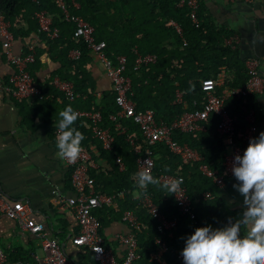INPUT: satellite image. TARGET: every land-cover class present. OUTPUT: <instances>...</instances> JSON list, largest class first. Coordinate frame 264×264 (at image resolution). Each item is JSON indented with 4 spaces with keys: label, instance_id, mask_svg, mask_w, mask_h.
Wrapping results in <instances>:
<instances>
[{
    "label": "trees",
    "instance_id": "16d2710c",
    "mask_svg": "<svg viewBox=\"0 0 264 264\" xmlns=\"http://www.w3.org/2000/svg\"><path fill=\"white\" fill-rule=\"evenodd\" d=\"M74 1L80 6L78 10L73 0H64L68 12L80 15L95 28L94 38L97 42L106 43L105 51L112 62L116 64L120 56L127 58L126 75L132 79V100L139 111L154 110L156 120L160 123L170 125L185 112L201 109L207 100L202 88L204 80L210 78L217 81L225 73L224 84L216 88V95L222 96L226 89L245 88L251 77L247 61L241 57L235 45L229 43L235 33L217 26L202 0H199L198 24L191 20L187 7H179L182 0ZM0 11L11 23V32L15 38L28 36L32 31L39 32L36 13L46 11L53 22L52 30H58L59 35L55 39L45 33L40 35L50 50L59 51V56L64 58L62 62L66 70L61 68L56 71L40 86L45 98L51 97L57 102L60 97L54 86L55 77L72 82L80 97L73 102L63 100V108L71 105L77 112H100L103 127L115 139L113 150L106 151L95 137L90 120L78 117L74 124L85 136L81 144L83 151L92 153V147H96L100 155L98 158L94 155V160L108 163L90 173L95 179L96 192L106 195L125 193V197L118 201L119 211L104 207L94 212L102 224L101 234L104 227L122 221L123 212L131 209L137 212L140 221V230L136 236L141 259L137 264H157L151 261V256L159 249L156 243L158 238H162L168 248L162 259L167 264H183L175 252H182L185 239L194 234L195 229L207 226L223 228L228 224V218L235 221L241 216L243 209L230 210L220 195L221 189L200 170L202 165H206L224 176L227 183L231 181L224 167V154L228 148L217 130L219 119L216 116L203 122L202 131L184 134L177 130L173 135L177 144L188 145L197 151L202 157L201 162H185L164 143L149 148L134 120L120 116L114 88L98 98L92 74V52L84 39L75 37L76 26L66 20L60 4L55 0H39L38 4L29 0H3ZM172 20L182 26V35L176 32ZM72 50L80 52L78 60L70 58ZM147 55H154L156 62L143 64L135 71L138 56ZM34 65L36 69L40 68L39 51ZM29 71L32 73V70ZM262 96L255 93L238 95L230 97L226 102V108L235 120V142L242 148L245 147V132L250 126L247 119L250 113H254L259 131L264 132V111L260 104ZM137 150L140 152L137 153ZM148 150L152 151L155 160L153 176L159 179L161 175L169 174L182 178V184L188 189L194 203L196 218L191 220L182 217L173 194L160 186H148L146 194L155 200L161 213L168 219H180L172 237L159 233L158 223L145 209L139 207V201L134 195L140 191L132 179L137 173V160ZM120 164L124 165V170L120 169ZM85 255L84 260L88 264H96L89 252ZM19 259L28 261L30 257L22 254L10 257L11 262Z\"/></svg>",
    "mask_w": 264,
    "mask_h": 264
},
{
    "label": "built area",
    "instance_id": "2783aa9c",
    "mask_svg": "<svg viewBox=\"0 0 264 264\" xmlns=\"http://www.w3.org/2000/svg\"><path fill=\"white\" fill-rule=\"evenodd\" d=\"M34 4H38L39 0H29ZM62 7L66 20L75 24V37L82 38L88 44L94 57L101 63L106 71L108 78L111 80L115 95L116 104L120 109V116L126 119H132L139 126L144 137L145 144L150 148L158 143H164L176 155L187 163L201 162L200 154L190 148L188 145H179L174 139L175 131H180L184 134H190L202 131L203 122L211 116H216L219 119L217 126L218 132L223 136L224 145L228 151L224 154V167L226 175L229 178H235L231 169L233 160L236 155L243 156L244 151L248 147L249 141L252 138H257L261 133L255 125L254 113H250L248 121L250 126L245 132V147L238 146L235 142V120L229 114L226 108L227 100L232 96H247L249 94L264 95V74L262 66L264 59H253L247 62V67L250 72V79L245 88L226 89L222 96L216 95V88L220 86L219 80L206 79L203 81V91L206 93L207 100L201 109L185 112L175 122L170 125L160 123L156 120L155 111L147 109L139 111L136 103L132 100V79L126 75L127 58L120 56L117 63L112 62L106 54V43L97 42L94 38L95 28L85 21L82 17L71 15L65 5L64 0H55ZM250 1V0H246ZM78 9L79 6L74 3ZM180 8L187 7L190 10V18L193 23L198 24V10L200 8L199 0H182L179 4ZM36 18L39 24V32L45 33L50 38L58 37V30H52L53 22L47 15L46 11L36 13ZM173 27L179 35H182L183 29L180 24L171 21ZM0 36L3 39L2 46L7 55L8 61L17 70L7 81H0V94H5L13 99H45V93L34 82L29 67L36 61L35 50L26 53L22 56H15L12 52L14 35L11 32V23L5 18V15L0 11ZM80 52L74 50L71 53L72 60H78ZM157 58L154 55L138 56L135 71H138L143 64L155 63ZM55 89L60 93L61 98L68 102H73L79 99L80 95L76 93L75 86L72 82L65 81L61 78L54 80ZM178 99L181 102V96L178 94ZM196 104V103H195ZM79 118H85L91 121L92 130L95 137L101 142L102 147L106 151H112L115 139L108 129L103 127V117L100 112L78 111ZM115 119V118H113ZM140 151L137 150V153ZM70 170V181L75 194L70 197H60L62 209H69L76 218L79 232L72 237V243L78 248H83L93 255V259L97 264H137L140 261L139 255V240L136 232L140 230L139 216L136 211L128 209L123 212L122 221L127 224L131 232L126 235H120L118 240L125 248V253L122 259L118 260L113 251L107 247L106 241L101 234L102 224L94 212L104 207H110L119 211L118 201L125 197L122 192L117 195L98 194L95 189V179L91 177L92 170L98 169L97 162L93 158V154L83 151L80 157L74 162L69 163L64 160ZM149 168L153 175L155 160L151 150H148L145 155H142L137 160V172L144 168ZM124 165L120 164V169L124 170ZM200 170L205 176L222 189L226 185L225 177L219 175L217 171H213L206 165H202ZM170 179H179L174 175H161L159 180L161 184ZM173 197L179 207V212L182 217H189L191 220L196 218L194 203L188 193V189L181 184L180 191L173 194ZM209 197V195H205ZM139 201V207L145 211L158 223V231L162 236H166L175 231L179 224V218L168 219L160 211L155 200L148 194L143 196L136 195ZM6 217L16 221L19 228L23 232H28L36 236L40 241L42 251L45 253L42 261L36 264H78L76 261L69 258L64 246L60 244L58 239L49 236L46 226L43 223L36 222L32 218V209L29 201L10 202L2 186L0 185V218ZM159 249L151 256V261L157 264H167L163 259V255L168 248L162 240H156ZM175 255L183 264V257L180 252L176 251ZM0 264H10L9 254L0 249ZM16 264H32L27 261H17Z\"/></svg>",
    "mask_w": 264,
    "mask_h": 264
},
{
    "label": "crops",
    "instance_id": "0c3cea01",
    "mask_svg": "<svg viewBox=\"0 0 264 264\" xmlns=\"http://www.w3.org/2000/svg\"><path fill=\"white\" fill-rule=\"evenodd\" d=\"M2 1L0 0V3ZM202 2L217 26L235 33L229 43L235 45L244 60L248 62L253 59H264V1L202 0ZM74 3L76 2L73 0ZM25 28L28 26L25 25ZM2 42L0 36V81L5 82L17 70L8 61ZM32 49L35 53L41 52L40 68L36 69L34 64L29 67L34 82L40 87L52 74L63 68L64 58L59 56L58 50L54 52L50 50L40 32L32 31L28 36L14 39L12 52L15 56H22ZM92 57L94 58L92 74L96 81L98 98H101L104 92L112 91L113 85L101 63L93 54ZM63 69L66 70V66ZM262 72L264 74V64ZM224 74L218 78L220 86L224 84ZM57 93L60 94L58 91ZM260 104L264 111V96L260 98ZM64 106L61 95L55 102L51 97L43 100H17L0 94V185L10 202L29 201L32 218L46 226L49 236L58 239L70 259L78 264H88V261L84 260L87 251L75 246L71 240L79 232L76 218L69 209H62L60 204V197L75 194L70 181V170L64 160L56 155L59 112ZM91 151L93 156L99 157L96 147H92ZM95 162L98 169L108 165L106 161ZM237 183L236 178H231L220 191L230 210L243 209V197L233 188ZM130 232V227L123 221H115L103 229L102 236L118 260L122 259L125 253V248L120 244L118 237ZM173 232L168 236L172 237ZM0 249L9 254L10 264H16L17 261L10 260V257L16 254L29 256L30 260L27 262L32 264L42 261L45 256L39 239L28 232H23L16 221L6 217L0 218Z\"/></svg>",
    "mask_w": 264,
    "mask_h": 264
},
{
    "label": "clouds",
    "instance_id": "9594fccd",
    "mask_svg": "<svg viewBox=\"0 0 264 264\" xmlns=\"http://www.w3.org/2000/svg\"><path fill=\"white\" fill-rule=\"evenodd\" d=\"M56 155L74 163L83 152L85 136L76 127L79 113L71 105L59 112ZM238 181L233 185L243 197V211L235 221L228 218L223 228L211 226L195 229L185 239L181 255L184 264H264V132L249 141L243 156L236 155L231 169ZM140 191L147 193L149 185L162 187L171 194L180 191L182 178L170 179L161 185L149 168L132 177Z\"/></svg>",
    "mask_w": 264,
    "mask_h": 264
}]
</instances>
